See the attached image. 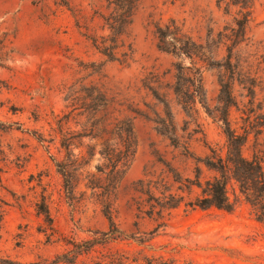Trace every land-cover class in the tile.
<instances>
[{"label": "rangeland", "instance_id": "obj_1", "mask_svg": "<svg viewBox=\"0 0 264 264\" xmlns=\"http://www.w3.org/2000/svg\"><path fill=\"white\" fill-rule=\"evenodd\" d=\"M68 1L71 8L63 0H0V118L13 122L0 129V257L52 260L73 247L69 240L93 237L96 230L108 228L103 188L91 187L87 175H101L97 165L103 163L102 138L80 134L87 117L80 109L72 110L66 99L69 88L99 82L117 94L124 113L135 115L137 138L136 151L108 197L115 221L129 236L110 245L198 264H264V209L255 208L239 181L229 174L230 208L190 203L202 188L186 178H197L198 165L203 181L215 173L199 158L210 152V144L227 151L219 115V69L198 57L192 60L161 49L155 33L156 23L171 17L195 35H205L212 26L217 32L242 3L226 12L217 0H140L130 27L135 51L123 62L103 54L89 37L108 33L95 15L106 1ZM245 10L250 13L249 39L241 46L257 94H248L237 81V101L229 108V118L233 128L247 136L244 154L259 156L264 165V0H255ZM178 63L202 66L211 111L197 100L195 111L187 113L169 89L175 126L161 130L160 117L170 116L146 80L159 86L160 76L165 84L173 83ZM61 132L72 137L74 152L88 159L73 196L57 164L67 153ZM159 175L165 176L166 192L170 187L184 197L164 215H150L138 208L141 198L150 200L149 194L135 186L139 178ZM164 189L155 190L153 202Z\"/></svg>", "mask_w": 264, "mask_h": 264}, {"label": "trees", "instance_id": "obj_2", "mask_svg": "<svg viewBox=\"0 0 264 264\" xmlns=\"http://www.w3.org/2000/svg\"><path fill=\"white\" fill-rule=\"evenodd\" d=\"M102 5L104 10H96L102 23V29H107L106 34H97L89 36L93 45L103 54L111 59H119L123 62L129 61L134 54V42L131 40L130 27L139 6L140 0H105ZM255 0H217L219 7L224 5L226 12H230L231 6L242 3V8L237 11L231 22L227 23L223 29L215 32L214 26L209 28L208 32L195 35L183 21L171 17L167 22L156 23L155 33L158 38V46L166 51L172 52L177 56H186L193 59L197 57L205 61L212 67L219 69L220 94L219 102L222 103V114L224 130L227 136V151L224 154L222 148L209 145L210 152L199 160L215 171L214 175L201 179V166L197 178L192 183H197L202 188V194H199L196 201L191 204L202 206L217 205L219 207L230 208L232 201L228 193L229 174L240 182L244 192L250 195V200L255 208L263 212L264 209V165L263 159L259 156L248 157L243 152V146L247 136L239 133L231 124L229 118V108L237 101L235 85L237 81L243 84V88L248 94L255 96L257 94V83L252 77L253 70L248 59L244 58V42L249 39L248 25L250 13L245 10L252 7ZM63 4L70 5L68 0H63ZM69 8H71L69 6ZM94 15V16H95ZM146 85L153 89L159 100L165 104L167 117L161 116V130L165 127L175 126L174 114L171 110L172 93L176 94L179 104L190 113L195 111L197 100L201 101L210 112V106L207 102V95L204 86V76L202 66L194 64L185 67L182 63L177 64L175 81L171 84H165L159 76L158 84L154 86L152 80H146ZM3 80L0 78V89ZM66 99L72 110L80 109L79 114L86 115L87 119L83 123V131L91 138H102L100 154L103 163L97 165L101 175L89 173L91 176V187H102L103 212L109 219L107 229L95 231L93 237L82 240H69L73 247L57 254L52 260H37L31 262H22L10 257H0V264H198L193 260L185 259L178 261L173 257L164 254H149L141 251L135 252L128 249L115 248L110 242L123 239L129 236L114 219L113 207L109 202V193L116 184L121 181L123 168L128 164L136 151L137 138L134 131L133 119L135 115L124 113V110L118 106L123 102L117 98V94H112L105 83L93 82L84 85L80 89L69 88ZM140 113V110H136ZM216 116L218 114H215ZM62 120V118H59ZM90 122V123H89ZM13 124L6 123L0 118V129H6ZM62 131V128H61ZM63 134L61 144L66 148L65 157L57 162L58 167L64 177V186L67 193L74 195L78 178L83 174L85 161L87 158L84 153L74 152L71 148L72 137L66 132ZM174 141H178L176 138ZM88 154H95L94 145H88ZM88 160V159H86ZM106 180L107 183H104ZM135 189L149 194L150 200L141 198L138 202L140 210L152 215L157 212L164 215V211L177 205L183 199V194L173 192L170 187L167 190L165 176L153 177L147 176L137 180ZM250 185H253L250 186ZM162 187L159 200L153 202V193L156 189ZM178 200V202H175ZM147 201V202H145ZM46 211H48L46 209Z\"/></svg>", "mask_w": 264, "mask_h": 264}]
</instances>
